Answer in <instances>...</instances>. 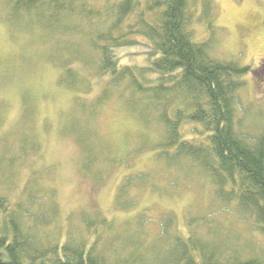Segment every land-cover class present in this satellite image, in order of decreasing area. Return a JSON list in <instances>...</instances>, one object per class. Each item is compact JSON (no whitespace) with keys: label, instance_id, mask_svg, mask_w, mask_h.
Wrapping results in <instances>:
<instances>
[{"label":"trees","instance_id":"obj_1","mask_svg":"<svg viewBox=\"0 0 264 264\" xmlns=\"http://www.w3.org/2000/svg\"><path fill=\"white\" fill-rule=\"evenodd\" d=\"M91 1L5 0L4 4L15 31L38 30L36 41L47 49L61 88L72 92L98 89V96L89 105L75 93L74 112L80 105L87 117L97 115L116 94V106L130 112L142 127L148 130L156 124L157 137L148 147L155 149L157 164L162 163L175 178H186L187 174L181 175L174 168L183 166L190 173L199 165L202 172L198 178L213 188L217 200L226 206L233 203L238 213L253 218L256 230L264 236V134L250 139L235 127L236 91L243 85L238 78L249 67L210 57L211 38L194 41L195 23L206 22L211 32L215 15L209 0H107L101 7ZM64 36H79L84 43L64 42ZM62 43L76 48L77 57L57 58L61 55L56 47ZM126 47L140 50L136 54L144 55L147 65L123 64L122 49ZM74 60L79 62L78 69ZM148 118L152 123L145 124ZM185 120L199 125L194 127L196 137L192 140H181L180 125ZM78 139L79 146L85 147L80 172L100 176L103 170L95 166L92 149L82 136ZM5 158V179L9 182L4 179L0 190L6 184L12 190L19 186L20 194L16 203L0 195V264H264L261 258H243L237 249L203 239L191 227L186 236L178 233L181 231L175 230V221L166 218L167 214L164 224L159 220L161 234L150 240L149 249L143 242L146 237L114 234L113 244L117 245V238L123 244L114 260L97 253L96 239L87 245L85 238L72 232L60 241L45 227L36 232L37 224L23 204L35 194L40 197L45 186L37 170H32L39 167L42 157L22 153L21 158ZM18 172L22 177L17 182L14 177ZM128 181L126 178L116 193L118 201L125 200L124 207L129 205L124 198L130 181L136 182ZM142 224L138 222L139 228ZM156 243L159 245L154 246Z\"/></svg>","mask_w":264,"mask_h":264},{"label":"rangeland","instance_id":"obj_2","mask_svg":"<svg viewBox=\"0 0 264 264\" xmlns=\"http://www.w3.org/2000/svg\"><path fill=\"white\" fill-rule=\"evenodd\" d=\"M104 1L107 0L91 2L101 7ZM209 2L215 15L211 32L206 22L195 23L194 41L211 38L210 57L249 67L238 78L243 85L236 91L235 127L250 139L259 138L264 134V0ZM4 3L5 0L0 1V188L5 181L9 182L5 179L6 155L18 158L22 153L41 155L39 167L32 170H37L45 186L40 197L35 194L36 197L23 204L37 224L36 232L45 227L59 241L72 232L85 238L87 245L96 239L97 253L114 260L123 247L118 238L117 245L113 244L114 234L124 238L132 235L133 239L146 237L143 242L149 249L150 240L161 234L163 225L159 220L164 224L163 216L167 214L166 218L174 219L175 230L184 236L191 227L205 240L237 249L243 258L252 256L264 260V236L256 230L253 218L238 213L233 203L226 206L217 200L213 188L198 178L202 172L199 165H194L190 173L183 166L174 168L181 175L187 174L186 178H175L162 163H156L155 149L148 147L157 137L156 124L148 130L142 127L130 112L116 106V94L108 101L109 106L97 115L87 117L80 105L79 109L76 107L79 112H74L72 96L75 93L86 98L84 103L89 105L98 96V89L72 92L61 88L56 83L57 71L47 58V49L36 41L40 36L38 30L15 31L8 21L9 8ZM136 39L144 41L140 37ZM61 40L84 43L79 36H64ZM56 48L60 60L77 57L76 48L73 50L70 44L62 43ZM127 48L122 49L123 64L147 65L144 55L136 54L140 50ZM72 63L78 69V60ZM147 123H152L149 118ZM194 127L199 125L183 121L181 140L196 137ZM78 135L92 149L91 158L94 161L97 158L95 166L103 170L100 176L81 173L80 159L85 147L79 146ZM21 175L18 172L14 180H21ZM126 178L136 181H130L131 188L124 198L129 202L128 207H124L125 200L116 198ZM11 187L6 184L0 195L16 203L20 188L12 190ZM139 221L143 222L141 228ZM95 222L94 227L87 228V223ZM147 257L150 261L151 257Z\"/></svg>","mask_w":264,"mask_h":264}]
</instances>
